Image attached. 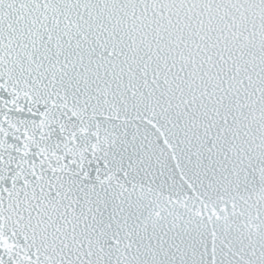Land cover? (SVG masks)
Masks as SVG:
<instances>
[{
	"label": "snow or ice",
	"instance_id": "snow-or-ice-1",
	"mask_svg": "<svg viewBox=\"0 0 264 264\" xmlns=\"http://www.w3.org/2000/svg\"><path fill=\"white\" fill-rule=\"evenodd\" d=\"M0 264H264V0H0Z\"/></svg>",
	"mask_w": 264,
	"mask_h": 264
}]
</instances>
